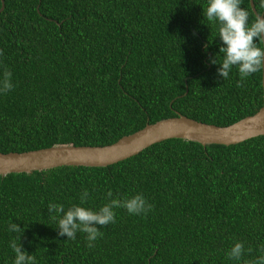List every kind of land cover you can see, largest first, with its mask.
Returning a JSON list of instances; mask_svg holds the SVG:
<instances>
[{"label":"trees","instance_id":"trees-1","mask_svg":"<svg viewBox=\"0 0 264 264\" xmlns=\"http://www.w3.org/2000/svg\"><path fill=\"white\" fill-rule=\"evenodd\" d=\"M257 13L264 0H252ZM208 0H3L0 11V152L105 145L146 122L181 114L224 126L262 104L261 72L217 75L218 26ZM1 5V3H0ZM241 7L255 15L249 0ZM264 15V12H263ZM255 42V38H254ZM186 89V91H185ZM185 91V93H184ZM88 200L81 205L83 190ZM142 194L153 208L115 222L88 248L57 234L49 203L98 210ZM36 264H244L264 256V136L221 145L169 138L106 166L63 165L0 176V264L10 242ZM244 244L241 261L227 253ZM253 251L249 253L247 250Z\"/></svg>","mask_w":264,"mask_h":264},{"label":"clouds","instance_id":"clouds-1","mask_svg":"<svg viewBox=\"0 0 264 264\" xmlns=\"http://www.w3.org/2000/svg\"><path fill=\"white\" fill-rule=\"evenodd\" d=\"M241 4L242 0H208L204 10L207 21L218 26L217 36L223 44L219 48V54L223 56L222 62L217 63L215 59L217 55L211 58L210 62L219 65L217 75L222 79H228L232 68H237L240 75L237 87L243 86L249 75L264 71V47H261L264 45V15H257L254 22L249 23L250 14L241 7ZM11 75L10 71H4L3 79L0 80V93L6 94L14 88L10 79ZM106 196L109 202L98 210L75 204L66 210L63 204L49 203L47 209L50 218L58 221L57 234L71 240L76 238L77 232H83L88 241L86 246L93 248L95 241L103 236L101 229L115 222L114 209L124 208L130 215L146 216L153 208L142 194H136L127 199H118L112 198L113 193L109 190ZM88 198L89 192L85 189L80 196L81 205ZM8 231L18 234L9 245L15 253L14 264H36L35 255L27 253L19 243L24 228L10 221ZM244 251V244L237 242L227 253V257L241 261ZM247 251L251 253L253 250L248 248ZM244 264H264V256L254 261H244Z\"/></svg>","mask_w":264,"mask_h":264},{"label":"water","instance_id":"water-1","mask_svg":"<svg viewBox=\"0 0 264 264\" xmlns=\"http://www.w3.org/2000/svg\"><path fill=\"white\" fill-rule=\"evenodd\" d=\"M0 3L1 11L3 0H0ZM249 6L255 17L263 15L264 7L260 13H257L252 0H249ZM261 90L262 104L254 113L224 126L204 123L176 114L152 123L146 122L140 129L123 135L110 144L52 145L20 152H0V176L63 165L106 166L169 138H179L205 146L236 144L258 135L264 136V71L261 72Z\"/></svg>","mask_w":264,"mask_h":264}]
</instances>
